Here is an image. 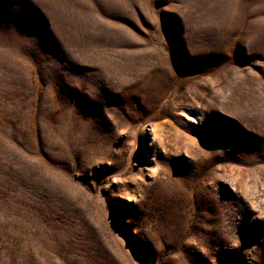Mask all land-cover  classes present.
I'll list each match as a JSON object with an SVG mask.
<instances>
[{
    "label": "rangeland",
    "instance_id": "rangeland-1",
    "mask_svg": "<svg viewBox=\"0 0 264 264\" xmlns=\"http://www.w3.org/2000/svg\"><path fill=\"white\" fill-rule=\"evenodd\" d=\"M0 264H264V0H0Z\"/></svg>",
    "mask_w": 264,
    "mask_h": 264
}]
</instances>
